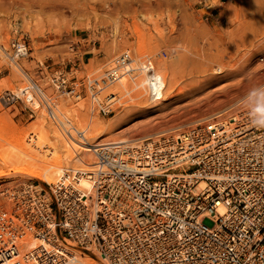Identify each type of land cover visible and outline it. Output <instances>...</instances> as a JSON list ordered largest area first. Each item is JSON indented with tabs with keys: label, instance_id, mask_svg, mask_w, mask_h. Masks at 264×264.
Masks as SVG:
<instances>
[{
	"label": "built area",
	"instance_id": "built-area-1",
	"mask_svg": "<svg viewBox=\"0 0 264 264\" xmlns=\"http://www.w3.org/2000/svg\"><path fill=\"white\" fill-rule=\"evenodd\" d=\"M13 47L27 56L24 44ZM131 57L122 52L102 74L87 73L76 86L57 72L44 75L47 67L38 64L50 96L43 97L45 90L39 93L32 81L3 91L0 105L22 104L33 117L38 110L52 113L50 105L58 97L87 98L107 115L119 97L102 93L121 82L129 68L132 79L159 85L151 58L145 56L134 69ZM28 92L37 93L43 108L33 107ZM98 145L88 146L95 159L92 170L78 174L88 178L90 189L76 186L73 179L18 189L28 207L24 212L33 214L37 225L50 227L53 242L107 264H264V127L252 124L249 108L225 110L183 133ZM59 252L55 257L65 263L76 261L74 254ZM26 256L24 264L40 262L36 252Z\"/></svg>",
	"mask_w": 264,
	"mask_h": 264
},
{
	"label": "rangeland",
	"instance_id": "rangeland-1",
	"mask_svg": "<svg viewBox=\"0 0 264 264\" xmlns=\"http://www.w3.org/2000/svg\"><path fill=\"white\" fill-rule=\"evenodd\" d=\"M248 2L171 0L172 8L153 18L143 14L133 18L122 10L114 13L104 10L64 20L46 13L33 14L22 9H6V12L0 8V94L5 90H17L27 85L28 81H33L42 91L45 90L43 93L48 97L51 90H47V79L40 74L38 64L47 67L44 75L57 72L56 76H63L67 84L73 86L76 80L87 73L102 74L114 57L128 50L135 61L134 67L145 56L151 58L161 84L166 82L164 91L169 95L166 100L151 99L145 78L137 77L136 82L140 81L144 86L139 100L135 94L141 90L134 91L133 82L129 81L128 93L124 96L116 88L119 82L102 93V97L111 93L119 97L111 113L102 114L87 98L75 100L58 97L56 102H52L57 116L69 119L79 130L83 128L84 135L89 139L101 132L90 143L133 141L137 135L148 134L149 138L143 139L147 140L163 134L183 133L195 121L206 120L225 110L248 107L245 98L249 88L264 85V28L257 33L247 28L245 18L249 11ZM258 2L264 6V0ZM15 42L27 46V56L20 59L14 57ZM79 44H91V49L84 53L76 52ZM71 45L75 47L73 51H69ZM189 50H198V57L189 53ZM203 53L221 60L227 68L216 76L218 80L215 82L193 90L186 86L197 78L196 69L189 59L196 60L199 65L207 63ZM133 65H130L132 69ZM190 72L194 73L191 78ZM128 76L132 78L129 73ZM254 102L260 103L261 98ZM183 123L186 125L180 126ZM45 130L55 131L66 146L71 144L64 140L44 111L38 110L37 114L30 117L28 109L22 104L9 108L0 105V244L3 241H16L25 231L20 229L22 223L19 222V212L12 199L13 193L21 190L15 189L24 184L38 189L54 184L16 171L26 166V163L50 167L47 162L41 163L40 160L46 158L51 163L50 159L54 155L51 154L52 149L47 146L39 151L33 147L35 143L38 145L44 141L41 133ZM47 145L52 144L49 142ZM71 147H67L68 150H72ZM74 150L76 152L70 151L73 161L69 165L64 163L62 168H50L48 174L56 172L61 181L68 182L74 178L73 182H77L78 179L72 175L73 170H86L85 164L78 163L77 158L87 164H92L95 159L92 153H84L76 147ZM80 179L86 180L84 177ZM47 193L49 190L42 191V194ZM32 216L29 211L23 212L27 226L33 224L30 232L32 241L18 246L26 253L34 250L37 239L49 238L47 250L31 252L40 256L38 264H84V260L88 264H107L99 256L76 252L60 241L53 242L47 228L37 225ZM10 223L12 229L8 226ZM60 249L74 254L76 261L65 263L56 258L55 255L62 254Z\"/></svg>",
	"mask_w": 264,
	"mask_h": 264
},
{
	"label": "bare ground",
	"instance_id": "bare-ground-1",
	"mask_svg": "<svg viewBox=\"0 0 264 264\" xmlns=\"http://www.w3.org/2000/svg\"><path fill=\"white\" fill-rule=\"evenodd\" d=\"M260 2H258V0H249V2H248V7H249L248 10L249 11H248L247 17L245 18L247 28H250L253 32H256V33L259 30L261 31L262 28H264V6H262V4ZM0 8H3V10L9 9L10 11H12L13 9L14 10L22 9L24 12H27V13L33 12V14H34V12L42 13V14L46 13V14H51L54 16L61 17L65 20L66 18H77L80 16H84V14H88V13H92V12H99V11H104V10H108L109 12H112V13L117 12L119 10L120 11L122 10L124 13H128L131 16H133V18H135L136 15H138V14H143L145 16H152V18H153V17L160 16L165 11H169L172 8V6H171V0H98V1H89V0H3L2 1V0H0ZM6 12H7V10H6ZM21 44H23V43H21ZM26 50H27V46H26ZM21 52H22L21 49L19 51L15 50L14 57L17 59L24 58V57L20 56ZM188 52L195 55L196 57H198V55H199L198 50H193V52L191 50H189ZM203 59L207 63H203L201 65H199L196 60L189 59V61L192 64V67H194L196 69V74H197V78L191 80L189 82V84L186 85L187 87H190V89L194 90L197 87L202 89L205 86L210 85L211 83L218 80L216 78V76L218 74L222 73L224 71V69L227 68L221 60L216 59L214 56H208V54L203 53ZM237 63H238V61H237ZM152 68L154 69L153 66H152ZM129 71L126 70V74H128ZM155 73H156V71H155ZM155 75L159 79L158 75L157 74H155ZM193 75H194L193 72L189 73L190 78ZM164 79H165V77H164ZM136 80L137 79H132L129 76L126 77L123 82H120L119 84L116 85L118 93H120L122 96L127 94L128 93L127 85L130 81V82H133L135 84L132 87V89L134 91L135 90L137 91V89L141 90L140 92H137L135 94L137 100L141 99L142 98L141 93H142V89L144 86L140 81L136 82ZM145 81H146L151 99L166 100L168 98L167 96H169V95L166 93V91H164L165 90L164 84L166 82H163L161 84V79H159V82H158L159 85L157 86L156 84H154V82L148 81V79H146V78H145ZM29 83L32 84L33 82L28 81V84ZM170 85L171 84H169V87H170ZM28 86H31V85L29 84ZM262 86H264V85H262ZM36 87H37L38 92H39V90L41 92L40 87L38 85H36ZM256 87H261V86L255 85L254 87L249 88V90L252 88H256ZM41 94L43 97L45 96L44 93L41 92ZM111 94H115V93H111ZM28 95L32 98L33 107L37 108L38 105L41 106V100L42 99L37 95V93L28 92ZM124 98H126V96L123 97V99ZM141 101H143V100H141ZM144 101H145V99H144ZM144 103L145 102H143L142 104H144ZM220 105H222V104H220ZM50 107H51L52 113L45 111V115H46L47 119L49 121H51L58 128V130L61 132L64 140L65 139L68 140L71 144L70 145L68 144V146H66L64 144V142H62L60 135H58L55 131H53L55 129H53L52 131L45 130L41 133V135L44 137V141L38 145L34 142L36 145L34 144L33 147H35V149L39 150V151L42 148H46L47 146L49 147V149H52L51 154H54V155L50 159L51 163H49V160L47 161L46 158H44V159L42 158L43 160L42 159L40 160L41 163L47 162L49 164L48 166H50V167L44 166L43 164H40V163L38 165L37 164L33 165L32 163H26V166H24L21 169L17 168L16 171L19 173H22L26 176L33 177L37 180H41V181L46 180L48 182H54L53 185H55V184H57V182H59V180L61 181V179H60L61 177L57 178L58 174L56 172H52L51 174H48V172H47L48 169H50V168H58V169L62 168L64 163H68V165H69V163H71V161H73V159H72L73 157H71L72 153H70V151L73 150L72 152H76L75 151L76 149L74 150V147L80 149L84 153H92L93 152L92 149H90L88 147L81 146L80 142H78V141H85V143L89 144V145L93 144V142L90 143V140H95L101 132L99 134L93 135L89 139L88 137H86V135H84L82 127H81L82 129L79 130L78 128H76L71 123V121L69 119H67L65 117L59 118L55 112L54 106L50 105ZM150 107H152V106H150ZM245 108L248 109L249 107H245ZM201 121L199 120L198 122H201ZM195 122L197 123V121H195ZM57 123H59V125ZM185 123H183L180 126H183ZM104 129H105V127H104ZM102 131H104V130H102ZM66 133L72 135L73 139L72 140L68 139L66 136ZM147 135L146 136L137 135V136H135L134 139H132L133 141H118V143L136 144L138 142L147 141L148 139L143 140L144 138L145 139L149 138V137H147ZM157 137L154 136V137L150 138L149 140L155 139ZM49 142H51L52 145H47V143H49ZM96 143H98L99 144L98 146H100V144H109L111 142H100L99 143V141H96ZM67 147H69V148L71 147L72 150L69 149L70 150L69 151ZM32 150H33V148H32ZM35 151H33V152H35ZM31 155H32V152H30V156ZM33 158L34 157H32V159ZM82 158H84V157H82ZM74 159H76V158H74ZM77 162L80 163L81 165L85 164L86 170H81V168H78V169L75 168L73 170L74 172H72V173L74 174L75 178L78 179V181L74 182V183H75V185H79V183H80V187H83L85 189H90L91 188V182L88 180V178H85V177L84 178L86 180L80 179L81 177H83L80 175L82 174V172H90L92 170V167H93L92 165L94 164V162L92 164L89 162L90 165H88L89 163L88 164L84 163L81 160V158H77ZM86 162H87V160H86ZM78 174H80V175H78ZM81 182H83V183H81ZM24 185H26V184H24ZM21 187H19V188H21ZM19 188L15 189V190H18ZM18 196H19L18 192H16V193L14 192L12 199L14 200L15 207H17L16 209L19 212V216H20L19 222L22 223V226L21 227L19 226V227H20V229L22 228L21 231H24V230L25 231H24V233H22L20 238L17 239L16 241H3L0 244V259L7 261L6 264H17L16 262H18L19 264H24V263H26V260H28V257L26 255L29 256L31 254V252L35 251V250H38V251L40 249L47 250L48 245H49L48 244L49 238L48 239L46 238L47 239L46 240V239H42L39 237L40 239H37V242L34 245L35 246L34 250H31V251L25 253L18 246V244H26V243L32 241V235L30 232H32L31 230H33V224H31V227H29V226H27V222L24 221V219H23V212L28 207L26 206L24 201L22 202V200H20V198ZM30 209H32V208H30ZM13 223H15V222H13ZM11 225H12V223L8 224V226H10V228H11ZM47 228H50V227H47ZM6 229H8V228H6ZM25 258H26V260H25ZM30 263L31 264L35 263V260H31ZM83 263L88 264V262H85V260Z\"/></svg>",
	"mask_w": 264,
	"mask_h": 264
},
{
	"label": "clouds",
	"instance_id": "clouds-1",
	"mask_svg": "<svg viewBox=\"0 0 264 264\" xmlns=\"http://www.w3.org/2000/svg\"><path fill=\"white\" fill-rule=\"evenodd\" d=\"M261 98L260 103H255ZM249 107V118L254 126L264 127V86L252 88L245 98Z\"/></svg>",
	"mask_w": 264,
	"mask_h": 264
},
{
	"label": "crops",
	"instance_id": "crops-1",
	"mask_svg": "<svg viewBox=\"0 0 264 264\" xmlns=\"http://www.w3.org/2000/svg\"><path fill=\"white\" fill-rule=\"evenodd\" d=\"M90 47H91V44H87V45L86 44H84V45L83 44H79V46L77 47L76 52L77 51H82L84 53L87 50L91 49Z\"/></svg>",
	"mask_w": 264,
	"mask_h": 264
}]
</instances>
